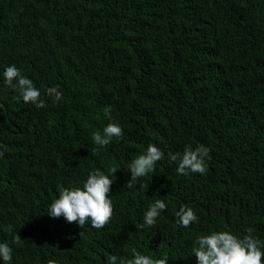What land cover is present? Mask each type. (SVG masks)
I'll return each mask as SVG.
<instances>
[{
	"label": "trees",
	"instance_id": "1",
	"mask_svg": "<svg viewBox=\"0 0 264 264\" xmlns=\"http://www.w3.org/2000/svg\"><path fill=\"white\" fill-rule=\"evenodd\" d=\"M10 65L44 108L5 83ZM110 122L123 135L95 145ZM149 144L164 158L129 187V165ZM201 144L205 174H177L170 155ZM0 152L9 264H107L133 249L197 264L195 242L213 231L264 245V0H0ZM95 169L114 179L109 223L50 217L59 187H82ZM157 199L166 209L149 227ZM181 206L198 217L187 228Z\"/></svg>",
	"mask_w": 264,
	"mask_h": 264
},
{
	"label": "clouds",
	"instance_id": "2",
	"mask_svg": "<svg viewBox=\"0 0 264 264\" xmlns=\"http://www.w3.org/2000/svg\"><path fill=\"white\" fill-rule=\"evenodd\" d=\"M5 83L15 88L25 103L31 102L37 108H44V101L40 100L41 92L34 86L31 79L22 75L15 65L7 66L3 72ZM15 81V83H14ZM48 96H54L59 101L63 93L58 86L49 87ZM122 128L116 123H108L102 132H94L92 140L95 145L104 147L111 143L113 137H121ZM98 149H93L92 155H96ZM209 149L204 145H198L195 149L191 145L186 146L182 156L171 154L170 160L177 162L176 172L179 175H188L189 172L205 174L207 165L205 158H209ZM3 153L0 152V156ZM164 158V153L154 144H149L146 151L135 158L129 165L131 179L128 186L132 187L133 182L139 177H144L149 172L155 170V164ZM118 171L111 168L110 173L115 176ZM114 179L110 178L99 169L91 171L83 183V186L59 187V197L55 199L49 207L48 215L52 218L63 216L67 222H76L83 226L91 221V227L95 229L104 228L112 218L113 205L109 198L111 186ZM166 209V204L162 200H155L144 214V222L152 227L156 223L160 212ZM177 223L182 227H189L198 220L197 215L191 207L181 206L176 212ZM7 231H11V225L7 226ZM251 230H249L250 232ZM82 235V233H80ZM20 237L17 235L15 241L18 243ZM193 252L197 264H264V245L251 235L238 238L229 231H213L207 235H201L196 240ZM133 257L125 260L113 255L107 264H168L167 257L153 258L143 255L133 249ZM0 258L6 264L12 260V248L8 243H0ZM47 264H57L54 259H49Z\"/></svg>",
	"mask_w": 264,
	"mask_h": 264
}]
</instances>
